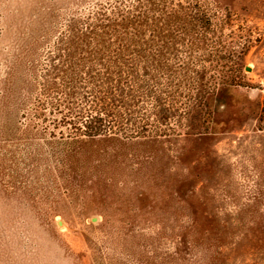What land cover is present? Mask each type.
<instances>
[{"label": "rangeland", "instance_id": "1", "mask_svg": "<svg viewBox=\"0 0 264 264\" xmlns=\"http://www.w3.org/2000/svg\"><path fill=\"white\" fill-rule=\"evenodd\" d=\"M88 2L0 0V264H264V0L230 1L249 85L206 135L51 138L26 112Z\"/></svg>", "mask_w": 264, "mask_h": 264}, {"label": "trees", "instance_id": "2", "mask_svg": "<svg viewBox=\"0 0 264 264\" xmlns=\"http://www.w3.org/2000/svg\"><path fill=\"white\" fill-rule=\"evenodd\" d=\"M231 0H89L59 26L27 109L51 138L206 135L247 87Z\"/></svg>", "mask_w": 264, "mask_h": 264}, {"label": "water", "instance_id": "3", "mask_svg": "<svg viewBox=\"0 0 264 264\" xmlns=\"http://www.w3.org/2000/svg\"><path fill=\"white\" fill-rule=\"evenodd\" d=\"M92 221H94V219H92Z\"/></svg>", "mask_w": 264, "mask_h": 264}]
</instances>
